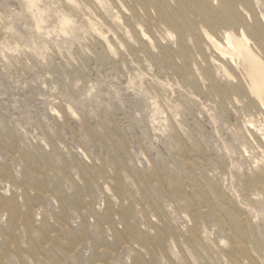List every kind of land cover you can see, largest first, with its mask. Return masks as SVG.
Listing matches in <instances>:
<instances>
[{
  "label": "rangeland",
  "instance_id": "374dc122",
  "mask_svg": "<svg viewBox=\"0 0 264 264\" xmlns=\"http://www.w3.org/2000/svg\"><path fill=\"white\" fill-rule=\"evenodd\" d=\"M221 33L264 68V0H0V264H264V111Z\"/></svg>",
  "mask_w": 264,
  "mask_h": 264
},
{
  "label": "bare ground",
  "instance_id": "6f19581e",
  "mask_svg": "<svg viewBox=\"0 0 264 264\" xmlns=\"http://www.w3.org/2000/svg\"><path fill=\"white\" fill-rule=\"evenodd\" d=\"M221 35L226 50H221L217 43L211 44L212 50L229 56H232L237 50L240 60L249 67L247 89L256 97L259 111H264V68L262 64L242 44L238 43L239 40L244 41L243 38L237 40L235 44H231L227 33H221Z\"/></svg>",
  "mask_w": 264,
  "mask_h": 264
}]
</instances>
